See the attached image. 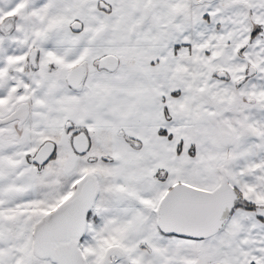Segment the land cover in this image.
<instances>
[{
    "label": "snow or ice",
    "instance_id": "obj_1",
    "mask_svg": "<svg viewBox=\"0 0 264 264\" xmlns=\"http://www.w3.org/2000/svg\"><path fill=\"white\" fill-rule=\"evenodd\" d=\"M0 264H264V0H0Z\"/></svg>",
    "mask_w": 264,
    "mask_h": 264
}]
</instances>
